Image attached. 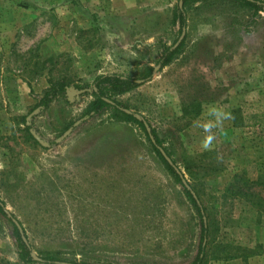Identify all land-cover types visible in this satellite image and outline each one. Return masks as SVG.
I'll return each mask as SVG.
<instances>
[{
    "label": "rangeland",
    "instance_id": "obj_1",
    "mask_svg": "<svg viewBox=\"0 0 264 264\" xmlns=\"http://www.w3.org/2000/svg\"><path fill=\"white\" fill-rule=\"evenodd\" d=\"M178 4L0 0V199L37 257L196 259L202 218L145 131L113 109L86 115L95 79L118 74L142 83L115 100L147 120L206 208L201 264H264V205L231 191L248 186L264 199V10L203 1L186 7L184 29ZM180 43L162 68V46ZM59 80L71 85L68 97L38 108ZM18 252L0 214V264H44L23 263Z\"/></svg>",
    "mask_w": 264,
    "mask_h": 264
},
{
    "label": "trees",
    "instance_id": "obj_2",
    "mask_svg": "<svg viewBox=\"0 0 264 264\" xmlns=\"http://www.w3.org/2000/svg\"><path fill=\"white\" fill-rule=\"evenodd\" d=\"M172 1V0H170ZM203 1L208 0H179L180 4L177 5L176 14L175 13V21H180L182 24V28H186L187 26V19H186V7L197 4ZM221 4H227L231 3L238 8L242 10H248L253 15H257L260 11L264 10V0H217ZM183 43H180L178 45L173 46H162V54L159 61V64L162 68L167 67L175 58L177 55L181 54L183 50ZM153 69L151 68L149 70V73L146 75V77H151V72ZM139 79L130 78V77H124L122 75L118 74H107V75H100L98 76L94 81V89L92 90V97H94V102L91 104L89 110L87 111V116L93 117L100 114H103L105 111L108 110H114L118 115L119 118L123 121L134 123L141 127L147 134V137L149 141L152 144L154 152L157 154L159 159L162 161V163L165 165L169 173L176 179V181L180 184H182V174H179L177 172L175 161L172 160L173 165L170 164L167 159L162 155L161 151L159 150V147H162L168 157L171 159V153L167 148L163 146V142L159 139L157 136V133L155 130H151L152 136L155 139V144L152 142L148 132H146V126L145 123H147V120L141 116L137 115L135 113H127L125 110L127 109L125 106H123L121 103L117 102L115 100L116 96L124 95L128 92H131L135 90L139 85L137 83ZM88 86H79L76 85V88L78 90H85ZM71 85L66 82L65 80H59L57 82H51L50 87L47 88L41 99L38 103V108L42 109H48L53 102H55L57 99L61 97H68L69 91H70ZM86 93V92H84ZM253 118L259 119V116H254ZM262 123V122H261ZM259 122H256L254 125H258ZM33 137V135H32ZM34 138V137H33ZM250 182V181H249ZM251 184V182H250ZM258 182H252V186L257 185ZM232 193H235L237 196H242L250 201L254 202H260L262 201L264 205V199L259 198L257 193L255 191H252L251 187L242 188L238 186L236 189L231 190ZM186 194L191 201L193 207L197 210L199 213V216L202 218V237H201V243L199 246V251L196 256L195 261L193 264H201L203 262V259L206 257L207 252V245H208V237H209V224L206 218V208L202 207L201 204L194 198V196L191 194L190 191L186 189ZM264 209V206L262 207ZM259 207V209H262ZM0 214L9 218L11 220L13 227H14V235L17 239L18 244V256L21 262L23 263H35L40 262L44 264H60L61 262H69L66 259L60 258L59 254H47L40 258V260H35L32 256L33 250L31 248V245L29 242L24 240V237L27 239V235L25 234L24 228L22 224L19 222V220H16V218L12 215L9 216L5 204L0 199Z\"/></svg>",
    "mask_w": 264,
    "mask_h": 264
},
{
    "label": "water",
    "instance_id": "obj_3",
    "mask_svg": "<svg viewBox=\"0 0 264 264\" xmlns=\"http://www.w3.org/2000/svg\"><path fill=\"white\" fill-rule=\"evenodd\" d=\"M137 83L140 84V83H142V81L138 80ZM125 112H127V113H129V114L132 113V112L129 111V110H125ZM29 120H30V118H28V122H27L28 125H29ZM76 125H78V124H76ZM145 126H146V130H147V132H148V134H149V136H150L152 142L155 144L156 141H155V139H154L153 136H152L151 128L149 127L148 123H145ZM71 131H72V130L70 129V130L65 134V136L69 135V134L71 133ZM31 133H32L33 136L36 138V140H38V142H40V143H41L42 145H44V146H47V144H46L43 140H41L40 137H39L34 131H31ZM159 150L161 151L162 155L167 159V161H168L170 164L173 165L172 160L170 159V157H168V155L166 154V152L164 151V149L161 148V147H159ZM176 169H177V168H176ZM177 172H178L179 174H182L178 169H177ZM181 177H182V182H183V184H184V185L186 186V188L191 192V194L194 196V198L198 201L196 194L191 190L190 186L187 184L186 180L183 178L182 175H181ZM198 202H199V201H198ZM24 240L27 242V239H26L25 237H24ZM32 256H33V258H34L35 260H40V258L37 257L36 254H35L34 252L32 253Z\"/></svg>",
    "mask_w": 264,
    "mask_h": 264
}]
</instances>
